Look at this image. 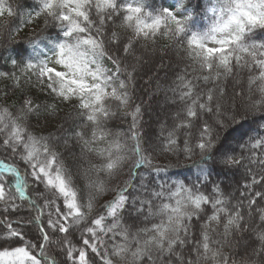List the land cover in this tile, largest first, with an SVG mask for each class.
<instances>
[{"label":"snow or ice","instance_id":"snow-or-ice-1","mask_svg":"<svg viewBox=\"0 0 264 264\" xmlns=\"http://www.w3.org/2000/svg\"><path fill=\"white\" fill-rule=\"evenodd\" d=\"M5 16L10 41L42 27L0 71L21 94L0 103V264H264V0H0ZM138 93L174 108L154 140Z\"/></svg>","mask_w":264,"mask_h":264},{"label":"trees","instance_id":"trees-1","mask_svg":"<svg viewBox=\"0 0 264 264\" xmlns=\"http://www.w3.org/2000/svg\"><path fill=\"white\" fill-rule=\"evenodd\" d=\"M15 2V0H13ZM167 3H171V0H166ZM28 3L31 4L32 0H28ZM157 3H159V0H157ZM3 20H12V26L15 27L16 21L14 18H9L7 16L0 19V23H3ZM39 27H42V21L37 22L34 25H31V29H23L18 33H15L13 36V39L10 41L5 35L4 37L0 38V71H15V69L12 68L10 63V58L17 57V54L23 51V49L27 48L28 45L26 44V38L31 35L34 30H38ZM163 75V74H161ZM138 87H142V85H138ZM0 89H7L8 95L5 97L3 95V92H0V103H12V102H18L21 98V94L19 91H12V84L10 80H0ZM138 95L143 96L145 101V114H144V124H143V130L146 133L147 137H151L153 140L156 139L160 132L161 124L164 120H168L169 123H171V113L174 111V108L170 105H168L164 99L163 94L157 96L155 99H152L149 101V97L146 93H138ZM160 100H164V104L162 105L161 109H158L157 102ZM139 102V101H137ZM68 112V108L64 107L63 110L60 113V116H58L52 125L49 126L48 130H52L55 124L60 123V117L66 115ZM129 119H122L121 117H117L114 120L115 125L123 124L125 128H127V125L129 123ZM43 123V122H42ZM247 125H244V128H246ZM243 130V129H241ZM171 157H167L164 155H160L157 157V161L161 164H167L169 163V160H171ZM174 162V161H173ZM187 163H191L190 161ZM172 174L171 179H177V176L175 173H181L182 176H190L191 173L195 171V169H192L189 171L188 169H170L169 170ZM164 179H168L169 174L168 173H161L160 174ZM213 181L221 182L222 186L226 189V191H233L239 183L243 182L244 175H243V169H239L236 171H228V170H222L219 167H214L212 169V176ZM238 195V193H237ZM102 202V201H101ZM2 231V229H0ZM34 231V229H33ZM63 256L58 257V261H62Z\"/></svg>","mask_w":264,"mask_h":264},{"label":"rangeland","instance_id":"rangeland-1","mask_svg":"<svg viewBox=\"0 0 264 264\" xmlns=\"http://www.w3.org/2000/svg\"><path fill=\"white\" fill-rule=\"evenodd\" d=\"M25 29H31V25L26 26ZM156 104H157L158 109H161L162 105L164 104V100H160Z\"/></svg>","mask_w":264,"mask_h":264}]
</instances>
